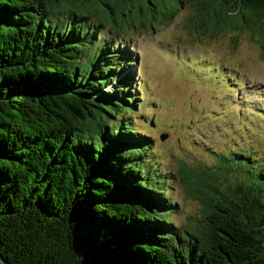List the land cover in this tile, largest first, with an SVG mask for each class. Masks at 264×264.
Returning <instances> with one entry per match:
<instances>
[{"label":"trees","instance_id":"16d2710c","mask_svg":"<svg viewBox=\"0 0 264 264\" xmlns=\"http://www.w3.org/2000/svg\"><path fill=\"white\" fill-rule=\"evenodd\" d=\"M176 2L193 3L201 33L256 31L264 54V0ZM146 9L176 15L167 0H0L7 264H264L259 156L238 138L233 149L203 142L211 163L172 173L135 128L143 116L124 31L142 27ZM174 180L199 202L193 227L172 221Z\"/></svg>","mask_w":264,"mask_h":264},{"label":"rangeland","instance_id":"374dc122","mask_svg":"<svg viewBox=\"0 0 264 264\" xmlns=\"http://www.w3.org/2000/svg\"><path fill=\"white\" fill-rule=\"evenodd\" d=\"M167 2L176 8L172 19L146 9L144 25L124 31L131 36L134 61L129 69L140 97L136 110L143 116L133 120L136 129L151 136L152 158L174 173L180 163L186 168L211 163L213 152L199 144L233 149L239 139L264 164L262 36L250 29L201 33L191 23L198 22L193 3ZM171 185L170 200L177 204L172 221L195 226L199 202L180 182Z\"/></svg>","mask_w":264,"mask_h":264},{"label":"water","instance_id":"95a60500","mask_svg":"<svg viewBox=\"0 0 264 264\" xmlns=\"http://www.w3.org/2000/svg\"><path fill=\"white\" fill-rule=\"evenodd\" d=\"M0 263L1 264H7L1 257H0Z\"/></svg>","mask_w":264,"mask_h":264}]
</instances>
